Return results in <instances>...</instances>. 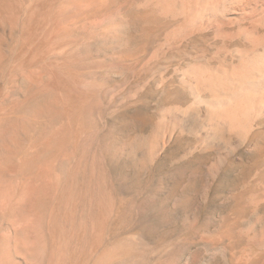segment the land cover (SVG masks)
<instances>
[{"label":"rangeland","instance_id":"374dc122","mask_svg":"<svg viewBox=\"0 0 264 264\" xmlns=\"http://www.w3.org/2000/svg\"><path fill=\"white\" fill-rule=\"evenodd\" d=\"M239 2L0 0V264H264Z\"/></svg>","mask_w":264,"mask_h":264},{"label":"bare ground","instance_id":"6f19581e","mask_svg":"<svg viewBox=\"0 0 264 264\" xmlns=\"http://www.w3.org/2000/svg\"><path fill=\"white\" fill-rule=\"evenodd\" d=\"M239 1H240L239 3H241L240 5H242L244 10H247L250 13L249 15L246 16L247 18H249L251 20H254V18L257 17V16H264V0H239ZM234 111L236 112V110H234ZM234 111H232V109H231L230 111L226 112L225 115L224 114H222V115L225 116V117L226 116L227 117L233 116L235 114ZM234 118L235 117H233V119ZM148 150L149 149H148L147 146L140 148L139 154H140V157H141V159H140L141 161L144 162V161H146L148 159V155H147L148 154Z\"/></svg>","mask_w":264,"mask_h":264}]
</instances>
